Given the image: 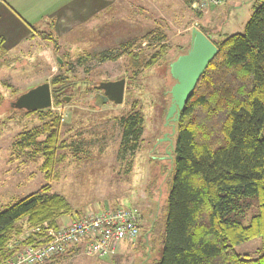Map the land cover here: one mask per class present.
Instances as JSON below:
<instances>
[{
	"label": "rangeland",
	"instance_id": "obj_1",
	"mask_svg": "<svg viewBox=\"0 0 264 264\" xmlns=\"http://www.w3.org/2000/svg\"><path fill=\"white\" fill-rule=\"evenodd\" d=\"M256 1L222 0L217 6L196 10L193 4L186 5L185 0H126L131 10L123 13L116 10L100 13L98 8L103 4L98 2L94 8L99 12L92 23L83 18L79 26L57 29L60 42L57 51L52 43L40 39L19 44L18 36L6 32L4 46L8 54L5 64L0 65V96L3 97L0 104V210L45 184L40 171L41 160L26 164L9 161L17 136L39 124L38 113L25 116L23 111H15L12 103L38 85H51L55 77H61L68 81L63 97L69 100L58 107L52 105L51 109L73 125L69 141L82 151L81 159L72 161L74 147L71 146L70 162L62 169L59 181L52 184V193L63 195L74 211L81 213L63 217L60 225L91 212L117 208L137 211L142 217L140 238L124 244L116 255L98 258L84 249H76L55 259L53 264H156L161 258V222L164 223L167 216L176 141L172 126L167 125L171 91L176 83L171 75V64L189 51L195 29L204 28L208 38L216 43L234 33H243ZM39 29L47 30L42 26ZM154 29L165 33L169 46L167 55L136 79L131 77L133 70L127 55L106 62L96 57L118 54L123 44L139 40ZM53 32L56 34L55 30ZM140 49L148 56L155 51L147 42L136 45L133 50ZM88 54L93 58L81 63L80 57ZM121 79L126 80L123 104L95 101L101 82ZM134 105L143 111L144 130L134 156L129 152L123 157L120 152L122 125L116 117L128 114ZM166 134L171 136L172 142L165 141ZM257 212L254 202L243 223L249 224ZM157 222L162 224L161 228L156 226L154 230L153 224ZM25 237H20L19 241ZM145 237L148 238L142 240ZM260 248L261 239L257 238L241 244L237 251L256 258Z\"/></svg>",
	"mask_w": 264,
	"mask_h": 264
},
{
	"label": "trees",
	"instance_id": "obj_2",
	"mask_svg": "<svg viewBox=\"0 0 264 264\" xmlns=\"http://www.w3.org/2000/svg\"><path fill=\"white\" fill-rule=\"evenodd\" d=\"M195 1L185 3L190 7ZM252 9L243 33L213 42L217 55L179 111L178 119L173 121L174 165L167 216L161 222L163 250L156 264H264V0H257ZM32 28L42 41L52 43L55 51L59 49L60 42L52 27L48 31ZM201 31L207 36L204 28ZM166 41L165 33L154 29L139 40L123 44L118 54L96 57L106 62L127 55L133 70L131 77L136 79L167 55ZM146 42L155 49L150 56L141 49L133 50ZM4 44L0 37L1 66L8 54ZM91 58L89 54L81 56L80 62ZM68 85L61 77L51 81L53 107L64 103ZM14 110L23 111L25 116L38 113L39 124L17 136L9 161L26 164L41 160L45 184L0 210V264L39 237L32 234L19 241L26 232L38 227L58 229L63 217L81 214L63 195L52 193V184L59 181L62 169L70 162L73 125L51 108ZM116 119L122 125L120 152L123 157L129 152L134 156L144 130L143 111L134 105L128 114ZM80 151L74 147L72 161L81 159ZM254 202L258 212L245 225L242 220ZM135 212L140 238L142 217ZM161 223H154V230L156 226L160 229ZM257 238L261 239L258 257L237 251L241 244ZM72 251L75 248L65 254ZM65 254L53 256L44 264H53Z\"/></svg>",
	"mask_w": 264,
	"mask_h": 264
},
{
	"label": "built area",
	"instance_id": "obj_3",
	"mask_svg": "<svg viewBox=\"0 0 264 264\" xmlns=\"http://www.w3.org/2000/svg\"><path fill=\"white\" fill-rule=\"evenodd\" d=\"M220 2L197 0L193 8L201 10L217 6ZM32 234L39 237L6 264H44L51 257L65 254L71 248L84 249L98 258L112 257L124 244L137 238L139 217L135 211L127 208L91 212L58 229L38 227L26 236Z\"/></svg>",
	"mask_w": 264,
	"mask_h": 264
},
{
	"label": "water",
	"instance_id": "obj_4",
	"mask_svg": "<svg viewBox=\"0 0 264 264\" xmlns=\"http://www.w3.org/2000/svg\"><path fill=\"white\" fill-rule=\"evenodd\" d=\"M218 53L216 45L200 30H193V38L189 51L181 55L171 64L170 71L175 79L171 91V107L167 120L175 122L187 102L192 97L198 82L209 64ZM103 91V103L121 105L124 102L126 80L101 82L97 87ZM64 98V101H68ZM53 98L51 85L43 83L20 95L13 103L16 110L43 111L52 108Z\"/></svg>",
	"mask_w": 264,
	"mask_h": 264
},
{
	"label": "crops",
	"instance_id": "obj_5",
	"mask_svg": "<svg viewBox=\"0 0 264 264\" xmlns=\"http://www.w3.org/2000/svg\"><path fill=\"white\" fill-rule=\"evenodd\" d=\"M98 2L103 4L98 8L100 13L103 10L122 13L131 10L125 3L126 0H0V37L5 41L6 32L10 31L12 36L19 37V44H27L29 41L40 39L32 28L39 29L40 26L46 28V31L52 27V30L56 31V34L53 33L59 37L58 28L79 26L83 24V18L92 23L99 12L94 8ZM52 21L55 22L54 26L50 24Z\"/></svg>",
	"mask_w": 264,
	"mask_h": 264
},
{
	"label": "flooded vegetation",
	"instance_id": "obj_6",
	"mask_svg": "<svg viewBox=\"0 0 264 264\" xmlns=\"http://www.w3.org/2000/svg\"><path fill=\"white\" fill-rule=\"evenodd\" d=\"M96 91H97V92H96V95H95V98H96L95 101H98V102L103 101V100H102L103 91H102V90H99L98 88L96 89ZM171 121L173 122V119H172V118L168 120L169 123H167V125H168V126H172L171 128H172L173 133H174V132H175V128L173 127V124L170 123ZM164 138L166 139L165 141L172 142V138H171L170 135H167V134H166V136H165ZM164 138H163V140H164ZM160 140H161V139H160ZM163 140H161V141H163Z\"/></svg>",
	"mask_w": 264,
	"mask_h": 264
}]
</instances>
